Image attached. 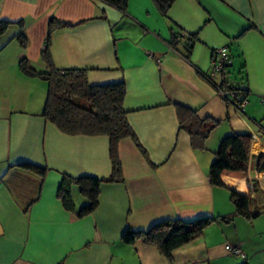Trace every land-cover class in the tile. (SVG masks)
<instances>
[{
  "label": "crops",
  "instance_id": "crops-1",
  "mask_svg": "<svg viewBox=\"0 0 264 264\" xmlns=\"http://www.w3.org/2000/svg\"><path fill=\"white\" fill-rule=\"evenodd\" d=\"M51 20L65 24L50 33L54 66L87 69L91 85L124 82L122 105L141 146L131 137L119 141L123 180L102 183L97 208L81 216L85 197L73 185L68 210L59 184L63 175L108 177L109 140L65 134L42 116L47 83L22 73L19 62L46 71L41 54ZM0 21L9 22L0 34V264H238L228 241L245 253L242 262L264 264V172L255 166L264 156V0H175L166 16L152 0H127L125 14L99 0H0ZM181 31L195 40L188 60L182 44L168 45ZM221 47L231 58L228 80L247 91L239 111L207 79ZM177 106L218 122L203 149L179 129ZM231 132L251 134L249 160L225 162L223 185H213V153ZM231 191L248 197L251 209L263 208L245 222L253 228L246 237L236 228ZM205 216L216 221L175 249L172 262L154 246L121 240L129 229Z\"/></svg>",
  "mask_w": 264,
  "mask_h": 264
},
{
  "label": "trees",
  "instance_id": "trees-1",
  "mask_svg": "<svg viewBox=\"0 0 264 264\" xmlns=\"http://www.w3.org/2000/svg\"><path fill=\"white\" fill-rule=\"evenodd\" d=\"M99 1L116 8L123 14L126 13L127 0ZM152 1L159 12L163 16H166L175 0ZM8 25L9 22L0 21V34L5 32ZM64 26L65 24L54 20H51L49 24L46 47L41 54V58L47 66L45 72H39L34 69L25 58L20 60L19 68L25 75L37 76L47 83V94L42 111V116L45 120L54 124L65 134L103 135L109 140L111 173L108 177L99 178L87 175L72 177L63 175L59 184L58 197L66 209H73L71 196V187L73 185L85 197V204L77 211L78 215L81 216L91 213L97 208L99 203V188L102 183L120 182L123 180L121 162L118 156L119 141L125 137H131L138 146L140 144L128 123L127 111L124 110L122 105L125 95L124 82L91 85L87 80V69H58L54 66L49 50V37L50 33L56 28ZM180 33L182 31L172 34L168 45L171 49L178 50L177 47L182 44L184 52H181V54L188 60L195 40L193 35L188 33L187 38L177 40L176 36ZM15 37L22 46H25L26 41L23 33H18ZM228 67L222 71L219 83L210 81L217 88L236 90L238 94L243 92L245 95L247 92L245 89L228 80ZM237 101L240 102L242 100L238 99ZM177 112L179 129L188 133L191 145L195 149H203L205 141L217 127L218 122L200 120L193 111L182 106H177ZM251 138L250 133L231 132L221 139L218 148L213 153L214 160L209 169L210 181L213 185H223L220 175L225 162L239 165L247 164L250 155ZM20 166L39 173L45 171V169L31 163H20ZM255 166L258 172H264V156L256 157ZM230 199L235 206V214L242 216L247 221H252L263 212L262 207L251 209L250 199L238 195L233 191L230 192ZM231 219V217H221V220L224 222H228ZM215 221L216 218L210 216L191 220H161L146 229H129L122 235L121 240L127 244L140 240L144 244L154 246L160 254L169 262H172V253L175 249L199 238L204 229ZM241 259L245 260L246 255ZM241 264L248 263L244 261Z\"/></svg>",
  "mask_w": 264,
  "mask_h": 264
},
{
  "label": "built area",
  "instance_id": "built-area-1",
  "mask_svg": "<svg viewBox=\"0 0 264 264\" xmlns=\"http://www.w3.org/2000/svg\"><path fill=\"white\" fill-rule=\"evenodd\" d=\"M188 35L185 32H182L176 36L177 40L185 39L187 38ZM231 65V58L229 54L227 53V48L226 47H221L214 49L212 52V59L210 63V71L207 74V79L213 80L214 77L217 74H222V71L226 69V67ZM219 91L220 96L227 100V102L233 106L236 110H242V108L245 105L244 101H237L238 100V91L236 90H224L217 88ZM260 102L264 104V97L260 99ZM225 250L227 254L244 258L245 254L236 246H231V245H225Z\"/></svg>",
  "mask_w": 264,
  "mask_h": 264
},
{
  "label": "rangeland",
  "instance_id": "rangeland-1",
  "mask_svg": "<svg viewBox=\"0 0 264 264\" xmlns=\"http://www.w3.org/2000/svg\"><path fill=\"white\" fill-rule=\"evenodd\" d=\"M258 218V217H257ZM256 219V218H255ZM257 220V219H256ZM261 220V219H260ZM235 222H238L237 224H236V228L238 229V230H240V232L242 233L243 232V236H245L246 237V235H247V233H249V232H251V230L253 229L252 227H250V225H246V219L245 218H243L242 216H237V219H235L234 220ZM255 222H258V221H255ZM233 223V222H232ZM234 224H231L230 225V228H232V229H228V231H230L231 233H230V235H229V237H234V236H236L237 234L234 232ZM236 229V230H237ZM261 236L264 238V233L263 234H261ZM227 244L228 245H234L233 244V242H231V241H228L227 242ZM232 260H234V261H237V263L238 264H241L242 263V259H240L239 257H236V256H232L231 255V257H230Z\"/></svg>",
  "mask_w": 264,
  "mask_h": 264
}]
</instances>
